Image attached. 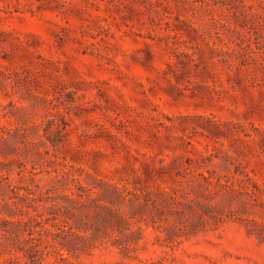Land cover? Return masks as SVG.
Returning a JSON list of instances; mask_svg holds the SVG:
<instances>
[{
    "label": "rangeland",
    "instance_id": "obj_1",
    "mask_svg": "<svg viewBox=\"0 0 264 264\" xmlns=\"http://www.w3.org/2000/svg\"><path fill=\"white\" fill-rule=\"evenodd\" d=\"M0 264H264V0H0Z\"/></svg>",
    "mask_w": 264,
    "mask_h": 264
},
{
    "label": "trees",
    "instance_id": "obj_2",
    "mask_svg": "<svg viewBox=\"0 0 264 264\" xmlns=\"http://www.w3.org/2000/svg\"><path fill=\"white\" fill-rule=\"evenodd\" d=\"M89 190H90V188H89ZM24 195H25L26 198H30V199H32V198L29 196L28 193H26V194H24ZM79 196L82 197L81 195H79ZM92 199L95 200V198H92ZM79 202H81L82 205H83V202H82V201H79ZM104 207H107V206L104 205ZM38 217H40V214L35 215V216H34V220L40 224V226L43 228V230H45V231H49V228H47V227L45 226V223H48V221L50 220V218H46V219L44 220V223H43V221L40 220V219H38ZM52 224H53V223H52ZM53 225H54V224H53ZM45 241H46L47 243H49L50 245H54L53 239H51V240H45Z\"/></svg>",
    "mask_w": 264,
    "mask_h": 264
}]
</instances>
